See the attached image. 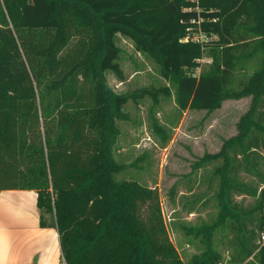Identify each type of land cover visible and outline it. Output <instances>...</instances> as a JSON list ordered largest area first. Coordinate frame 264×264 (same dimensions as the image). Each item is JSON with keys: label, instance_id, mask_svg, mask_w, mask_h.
<instances>
[{"label": "trees", "instance_id": "obj_1", "mask_svg": "<svg viewBox=\"0 0 264 264\" xmlns=\"http://www.w3.org/2000/svg\"><path fill=\"white\" fill-rule=\"evenodd\" d=\"M188 7L185 0H0V192L37 193L40 226L56 225L64 264H264V0H203L200 14ZM200 18L212 37L205 49L183 41ZM120 38L168 84L116 92L108 74L124 80ZM204 55L211 62L197 75ZM173 90L180 113L250 98L237 133L196 165L216 163L206 192L182 203L200 214L211 191L215 212L197 223L174 219L199 245L188 261L158 190L117 178L128 168L117 158L128 105L150 100L152 131L165 146L171 135L156 115ZM35 121L43 134L30 126ZM242 196L253 204L238 202Z\"/></svg>", "mask_w": 264, "mask_h": 264}, {"label": "rangeland", "instance_id": "obj_2", "mask_svg": "<svg viewBox=\"0 0 264 264\" xmlns=\"http://www.w3.org/2000/svg\"><path fill=\"white\" fill-rule=\"evenodd\" d=\"M119 45L123 49L121 65L124 80L120 81L113 74H108L109 83L116 92L125 93L168 84L159 76L155 64L136 52L131 42L120 38ZM202 59L195 72L197 75L211 62L206 55ZM249 104L250 98L228 100L219 110L211 113L204 110L180 113L173 90L170 98L161 100L156 115L160 124L164 125L171 135L165 146H162L152 131L149 118L150 100H145L140 106L129 104L127 112L130 120L119 123L121 136L117 158L126 163L128 168L117 178L138 180L158 190L171 238L184 261L198 253L200 248L198 243L192 242L183 236L180 230H176L173 223H197L199 219L208 220L209 215L215 212L211 191L208 194L209 205L200 214H188L182 210L183 202H192L196 196L206 192L205 180L213 173L216 163L196 165L206 154L217 153L223 141L237 133V122ZM30 124L39 134H43L40 122ZM193 184V193H190L188 189ZM173 187L177 192L171 196ZM237 201L245 205L253 204L250 197H237Z\"/></svg>", "mask_w": 264, "mask_h": 264}, {"label": "crops", "instance_id": "obj_3", "mask_svg": "<svg viewBox=\"0 0 264 264\" xmlns=\"http://www.w3.org/2000/svg\"><path fill=\"white\" fill-rule=\"evenodd\" d=\"M64 264L56 225L40 226L37 193L0 192V264Z\"/></svg>", "mask_w": 264, "mask_h": 264}, {"label": "built area", "instance_id": "obj_4", "mask_svg": "<svg viewBox=\"0 0 264 264\" xmlns=\"http://www.w3.org/2000/svg\"><path fill=\"white\" fill-rule=\"evenodd\" d=\"M188 4V11L190 12H197L198 14H200L201 8H202V1L203 0H185ZM195 23V21H194ZM198 23V27L196 29L192 28L190 30V33L184 38V42H195L197 44H200L202 46V49H205L207 47V44H209V42L212 40V37H210L208 34L204 33L202 31L201 28V18L198 19L197 21ZM203 59L200 60V63L202 62ZM259 244L261 246H264V228L261 231L260 235H259V240H258Z\"/></svg>", "mask_w": 264, "mask_h": 264}]
</instances>
